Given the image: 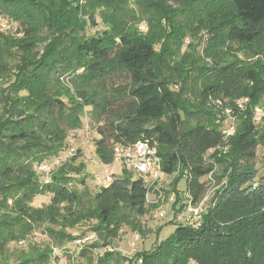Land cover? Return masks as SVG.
Instances as JSON below:
<instances>
[{
    "label": "trees",
    "instance_id": "trees-1",
    "mask_svg": "<svg viewBox=\"0 0 264 264\" xmlns=\"http://www.w3.org/2000/svg\"><path fill=\"white\" fill-rule=\"evenodd\" d=\"M86 1L110 28L88 33L80 17L87 10L78 0H0V14L16 22L22 34L0 31V78L8 80L0 87V195L20 194L18 213L0 212V254L36 224L60 223L65 230L74 218L94 219L109 237L120 220L132 230L144 214L146 182L125 169L92 194L72 188L67 175L52 172L50 179L38 180L34 165L58 152L67 128L81 123L82 109L89 106L91 115L103 121L94 142L103 164L113 162L117 142L156 143L162 173H179L173 188L179 177L185 181V200L176 211L188 202L199 205L210 184H217L198 226L179 220L149 252L114 258L107 251L98 264L126 258L135 264L137 259V264H187L190 259L194 264H264V183H256L254 163L258 146H264V0H180L178 9L168 11L159 0ZM136 18L149 27L158 23L165 37L159 47L138 26L114 35V24L124 27ZM193 24L210 34L206 56L211 65L173 56V44L178 46ZM232 44L251 47L258 69L246 67L241 51L230 50ZM225 47L231 52L221 51ZM61 75H68L66 85ZM114 76L124 81L114 85ZM176 80L179 92L171 87ZM191 82L201 85L204 102L210 96L227 100V115L238 120L225 152L214 151L223 133L212 111L205 103L191 108L186 102ZM61 94L68 101L75 95L79 102L69 107ZM256 107L262 110L261 126L254 120ZM44 191L51 193L46 206H32ZM57 201L67 203V214ZM27 256L20 255L17 264H43L47 253Z\"/></svg>",
    "mask_w": 264,
    "mask_h": 264
},
{
    "label": "rangeland",
    "instance_id": "rangeland-1",
    "mask_svg": "<svg viewBox=\"0 0 264 264\" xmlns=\"http://www.w3.org/2000/svg\"><path fill=\"white\" fill-rule=\"evenodd\" d=\"M161 2V7L165 8L167 11L169 9H178L180 7V0H159ZM78 3L84 5V10H87V14L82 13L80 17L86 20L87 31L88 33L97 32L101 28H110L102 22L99 16L87 3L86 0H78ZM182 13H179V20H185V13L181 16ZM1 17L5 18L7 21L12 22L15 30L12 31L11 35L14 37H21L22 34L17 30V23L9 20L5 15L0 14ZM156 20L166 24L165 20L156 14ZM147 23V19L145 20ZM138 18L129 21L122 26L123 24L117 23L113 25L111 30L114 35L119 33V30L127 28L128 30L135 31L137 26L139 29H143L142 34L152 41L156 42V48L159 47L160 43L165 39L163 30L156 22V27H149L148 24L140 22L139 25ZM144 25V28H142ZM148 25V26H146ZM123 32V31H121ZM170 41H173L170 40ZM210 44V34L205 28L199 27L197 24H193L190 28L185 30V36L180 39L178 46L174 45V57L182 58V61L186 63L194 62L193 64L200 65L206 64L211 65L213 63L212 59L209 56H206V51L208 45ZM230 50L233 52L235 49L241 51L239 55L243 58V64L246 67H253L258 69L257 59L259 57L253 54V49L251 47H243L242 44H232L230 45ZM221 51H226L227 53L231 52L226 50V47ZM245 53L247 56L245 57ZM243 55V57H242ZM12 63L14 59L11 60ZM262 64L264 66V58H262ZM261 72L264 74V67L261 69ZM115 77V78H114ZM112 78L114 85H119L124 81V77ZM68 75H61L62 85L67 84ZM174 79V78H173ZM8 80L6 78H0V87L6 86ZM201 85L194 84L191 82L188 91H184L187 94H184L186 97V102H188L191 108L200 107L205 103L206 109L212 111L211 117L213 121L220 125V128H224L227 124H230L232 121L235 123V126L238 124L236 117L229 118L226 112V103L227 100H223L220 97H207L204 102V98L201 96L200 88ZM171 87L174 91H180V84L178 81L171 82ZM61 89V88H60ZM63 93V92H62ZM189 93V94H188ZM62 101L70 103L79 102V99L73 95L71 100L68 101L67 97L64 94L58 96ZM243 101H246V98H243ZM261 101H264V95L261 98ZM240 102V100H239ZM1 105V104H0ZM260 105V104H258ZM224 108V111L222 109ZM226 113V114H225ZM257 126L263 124L262 120L256 122ZM103 125V121L96 120L91 115L90 107L85 106L82 109L81 114V123L76 126L67 128L66 139L64 144L58 150L56 154H53L48 157L51 159L54 156L63 155L71 152V157H74V160H71V157L66 159L65 162H62L58 167H54L52 172L54 175H67L69 182L72 188H75L77 191L86 190L89 193L96 192L101 186H104L105 178L110 175L112 178L116 175H121L122 170L125 169L132 173L133 176H136L137 173L126 168L121 160L115 156L111 164L105 165L98 160L94 152V142L95 139L99 137L97 132V127ZM70 160V161H69ZM68 161V162H66ZM254 163L257 169L256 183H264V146L259 145L256 152V157ZM36 164L34 165L35 169ZM36 170V169H35ZM38 174L39 181H46L50 179V175H45L42 172L36 170ZM179 173L165 174L162 173L159 179L150 181L151 185L148 186V199L146 203V210L144 214L138 215L135 219L134 229H130L132 225L128 224L126 220H120L115 236H107L108 229L101 226L94 219H82L74 218L70 220L67 224L65 230L60 223L50 224L44 222L41 224L33 225V227L24 234V238H19L8 242L4 248V252L0 254V264H17L19 262V257L21 255L36 256L41 253H47V258L44 260L43 264H98L103 258V255L107 251L113 252V257H127L132 258L134 255L143 252H149L157 242L168 237L174 230V222L181 219H185L188 216L186 211V206L182 211H176L180 203L185 200L184 186L185 181L183 177H179L175 180L174 188L173 181L175 176L177 177ZM212 178V173L209 176ZM217 184L212 182L207 189L206 195L199 205V211L202 213L203 208L209 203ZM10 192V191H9ZM178 192L180 198L176 200V193ZM51 198V193L44 191L43 194L37 195L33 198L31 205L34 207L46 206ZM187 199V198H186ZM20 200L19 192H10L7 195H0V212L6 211L8 214L15 215L18 213L17 205ZM62 213L67 214L66 212V202L57 203ZM175 204V205H174ZM161 213H163L161 215ZM181 214V215H180ZM201 216V215H200ZM49 229L52 231H61L62 234L55 237ZM64 231V232H63ZM146 233H139V232ZM80 252H83L81 254ZM123 262L120 260L113 261L111 260L109 264H135L133 261L128 263L127 259ZM140 262V259H137L136 264ZM187 264H194V261L190 259Z\"/></svg>",
    "mask_w": 264,
    "mask_h": 264
},
{
    "label": "built area",
    "instance_id": "built-area-1",
    "mask_svg": "<svg viewBox=\"0 0 264 264\" xmlns=\"http://www.w3.org/2000/svg\"><path fill=\"white\" fill-rule=\"evenodd\" d=\"M142 28H144V25H142ZM13 30L14 27L12 23L0 16V31L7 32ZM226 112L229 113V110H226ZM261 115L262 110L259 107H256L254 120L256 122L259 121ZM229 118L233 120L234 117L229 116ZM235 130L236 126L233 121L222 128L223 143L219 145L214 151L217 150L219 153L225 152L228 149V139L234 134ZM112 151L114 157L117 156L126 168L143 177L147 185L146 197L148 199V186L151 185L152 181L159 179L160 175L162 174L161 161L157 153L156 143L150 144L147 140L144 139L137 140L132 143L117 142L113 144ZM71 155L72 153L69 152L63 155V157L57 155L52 157L51 159L43 160L36 164V169L39 172L44 173L45 175H50L54 167H58L62 162H65L66 159L70 158ZM111 180L112 177L108 175L105 178V183L108 184L109 182H111ZM254 185L256 184L254 183ZM199 205L192 206V204L188 202V204L186 205L188 216L185 219H181L179 217V220L186 221L193 227L198 226L201 219V213L198 210ZM162 214L163 213H161V215Z\"/></svg>",
    "mask_w": 264,
    "mask_h": 264
},
{
    "label": "crops",
    "instance_id": "crops-1",
    "mask_svg": "<svg viewBox=\"0 0 264 264\" xmlns=\"http://www.w3.org/2000/svg\"><path fill=\"white\" fill-rule=\"evenodd\" d=\"M109 165V164H108Z\"/></svg>",
    "mask_w": 264,
    "mask_h": 264
}]
</instances>
